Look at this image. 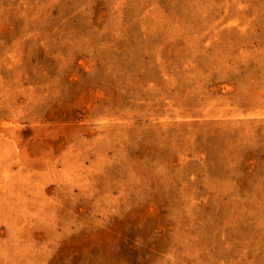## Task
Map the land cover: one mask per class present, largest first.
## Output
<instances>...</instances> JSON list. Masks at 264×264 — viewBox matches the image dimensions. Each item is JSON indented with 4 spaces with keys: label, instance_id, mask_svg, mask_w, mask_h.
I'll use <instances>...</instances> for the list:
<instances>
[{
    "label": "rangeland",
    "instance_id": "obj_1",
    "mask_svg": "<svg viewBox=\"0 0 264 264\" xmlns=\"http://www.w3.org/2000/svg\"><path fill=\"white\" fill-rule=\"evenodd\" d=\"M0 264H264V0H0Z\"/></svg>",
    "mask_w": 264,
    "mask_h": 264
}]
</instances>
